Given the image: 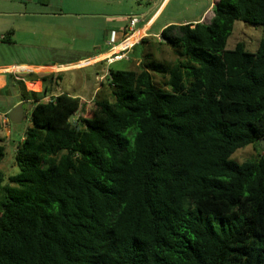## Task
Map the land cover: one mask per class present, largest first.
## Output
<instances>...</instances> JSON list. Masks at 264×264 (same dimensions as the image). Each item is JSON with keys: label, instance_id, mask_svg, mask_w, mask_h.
Listing matches in <instances>:
<instances>
[{"label": "trees", "instance_id": "trees-1", "mask_svg": "<svg viewBox=\"0 0 264 264\" xmlns=\"http://www.w3.org/2000/svg\"><path fill=\"white\" fill-rule=\"evenodd\" d=\"M211 10L162 29L173 64L109 67L107 97L30 92L19 171L0 167V264H264V148L231 159L264 139V37L226 49L235 21L264 29V0Z\"/></svg>", "mask_w": 264, "mask_h": 264}, {"label": "crops", "instance_id": "crops-1", "mask_svg": "<svg viewBox=\"0 0 264 264\" xmlns=\"http://www.w3.org/2000/svg\"><path fill=\"white\" fill-rule=\"evenodd\" d=\"M64 1L73 2V4L71 7H63ZM168 2L169 0H161L154 9L149 10L147 19L139 21L136 24L139 26L134 29L136 25L129 27V20L134 15L121 17V15L106 14L104 12L108 11L104 10L105 7L100 5L102 3L99 1L82 0L78 3L77 0H0V94L8 89L10 83L15 82L18 87L15 95H18V99L13 105L21 102L23 105H30L34 97L30 92L40 94L44 90H49L44 98L50 99L52 96L66 93L81 101L89 102L97 96L99 91L96 93L93 91L89 97L85 98L79 92L62 88L58 86V82L63 80V74L81 67L102 63L95 78L103 80L104 74L112 64L126 58L129 48L139 43L141 38L145 37L146 41V37L150 35L149 32ZM67 4L69 3H66V6ZM197 20H202V17ZM170 24V22H165L160 25V32ZM77 26L81 28L80 33L87 29L91 34L89 40L84 42L82 39L81 48L87 50L89 46L92 51L97 48L99 50L97 53L85 51V59L64 63H16L12 61L11 57L14 54L39 57L48 53L53 54L60 46L63 47L62 50H68L69 42L63 43L62 36ZM131 29L134 31L131 32ZM111 32H115V40L120 37L121 40L117 43L113 42L114 44L110 46ZM134 34H137V37L131 40ZM128 35L129 37L123 40ZM155 36L159 39V32ZM126 42L129 44L126 45ZM122 44L125 46L121 49L119 47ZM103 46L106 48L103 49ZM77 48L74 44L73 49ZM54 85L57 86L54 87Z\"/></svg>", "mask_w": 264, "mask_h": 264}, {"label": "rangeland", "instance_id": "rangeland-1", "mask_svg": "<svg viewBox=\"0 0 264 264\" xmlns=\"http://www.w3.org/2000/svg\"><path fill=\"white\" fill-rule=\"evenodd\" d=\"M99 1L105 7L104 12L111 15H134L138 20L145 21L148 17V12L150 9H154L156 5L161 0H94ZM217 0H169L168 4L165 6L162 14L158 18L155 25L152 27L149 36L141 38L143 41L136 43L126 53V58L119 60L118 62L112 64L113 69L120 70H138L139 66L142 63H147L148 58L150 60L154 59L161 63L173 64L177 59V54L173 49L165 44L162 38L155 36L160 30L159 27L165 22H170L171 24H178L183 22H192L200 17V20L203 23H208L212 15V6ZM78 3H81L82 0H77ZM66 3L67 4L66 6ZM105 3V4H103ZM73 2L64 1L63 7H71ZM107 4V5H106ZM65 5V6H64ZM103 11V10H101ZM146 13V14H145ZM145 14V15H144ZM204 15V16H203ZM118 17V18H121ZM102 22V19L100 20ZM139 26L136 25L134 29ZM74 30H77V32ZM74 30H71L68 34L62 36V42H69V49L62 50L63 47L53 52V54L48 53L43 56H19L14 54L12 56V61L16 63L27 62V63H64L70 61H78L80 59H85V51L91 53H97L99 50H91L92 48L82 49V39L84 42L89 40L91 34L86 29L80 33V26H77ZM130 33V32H128ZM62 35V34H58ZM264 37V29L261 26L252 25L244 23L242 21H235L233 25V30L231 35L228 37L226 42V49H232L235 47L236 43L243 42L246 46V49L249 51H255L258 47L259 40ZM121 40V37L117 40L114 39V43H117ZM162 40V43H161ZM59 41V42H61ZM113 43V44H114ZM74 44L77 49H73ZM110 43V46L113 45ZM106 47L103 46V49ZM94 65V64H93ZM89 65L81 67L72 71L65 72L63 74V80L58 82V86L66 89H72L74 92H79L83 97H89V95L94 91L100 92L99 95L105 97L109 94V89L106 81V77L103 76V80L95 78V74L101 69L100 66L102 63L96 65ZM139 65V66H138ZM100 73V72H99ZM153 74L154 84L157 87H165L166 77H163L158 74ZM101 75V73L99 74ZM57 85H54L56 87ZM18 92V87L15 82L10 83L8 89L0 94V137L3 138V143L5 145V156L1 162V169L4 172L5 176L14 175L18 173V167L15 164L14 160V151L16 144L21 140L24 135L25 129L30 126V109H28L29 104L23 105V118L19 122H13L9 119V112L12 110L13 105L17 99L18 95H15ZM97 99L99 98L96 96ZM48 98H45L44 101H47ZM92 105H82L80 114L84 117L90 115ZM4 115L6 119H4ZM260 153V146L248 145L242 148L237 149L232 155L231 159L238 163H242L248 159H253L257 157Z\"/></svg>", "mask_w": 264, "mask_h": 264}, {"label": "water", "instance_id": "water-1", "mask_svg": "<svg viewBox=\"0 0 264 264\" xmlns=\"http://www.w3.org/2000/svg\"><path fill=\"white\" fill-rule=\"evenodd\" d=\"M28 109H31V104L28 106ZM9 119L13 122H19L23 118V103H18L16 106L12 108V110L9 112ZM74 118V114H72L69 117V120L71 121ZM73 125H76V122H73ZM78 129V127H76ZM260 147L264 148V139H261L259 141Z\"/></svg>", "mask_w": 264, "mask_h": 264}, {"label": "built area", "instance_id": "built-area-1", "mask_svg": "<svg viewBox=\"0 0 264 264\" xmlns=\"http://www.w3.org/2000/svg\"><path fill=\"white\" fill-rule=\"evenodd\" d=\"M139 22L138 18L137 17H133V18H130L129 20V27L132 28L134 27L137 23ZM134 30L131 29V32H133ZM114 36H115V32H111V35H110V43H113L114 42ZM129 37L128 36H125L123 40H126L127 38ZM47 100H50L49 98ZM4 119H6V116L4 115Z\"/></svg>", "mask_w": 264, "mask_h": 264}, {"label": "bare ground", "instance_id": "bare-ground-1", "mask_svg": "<svg viewBox=\"0 0 264 264\" xmlns=\"http://www.w3.org/2000/svg\"><path fill=\"white\" fill-rule=\"evenodd\" d=\"M136 37H137V34H136V35L134 34V35L132 36L131 40H132V39H134V38H136ZM127 44H129V43H128V42H126V45H127ZM124 46H125V44H122V45H120V47H119V48H121V49H122Z\"/></svg>", "mask_w": 264, "mask_h": 264}, {"label": "flooded vegetation", "instance_id": "flooded-vegetation-1", "mask_svg": "<svg viewBox=\"0 0 264 264\" xmlns=\"http://www.w3.org/2000/svg\"><path fill=\"white\" fill-rule=\"evenodd\" d=\"M43 99H45V98H43Z\"/></svg>", "mask_w": 264, "mask_h": 264}]
</instances>
